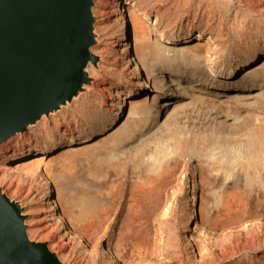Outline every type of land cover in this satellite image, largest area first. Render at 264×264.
I'll return each instance as SVG.
<instances>
[{
	"label": "rangeland",
	"instance_id": "obj_1",
	"mask_svg": "<svg viewBox=\"0 0 264 264\" xmlns=\"http://www.w3.org/2000/svg\"><path fill=\"white\" fill-rule=\"evenodd\" d=\"M116 1L94 0L92 52L100 60L88 67L92 83L71 104L0 145V188L25 208L31 238L47 241L64 264H264V132L253 140L264 126V3L128 0L121 37ZM161 33L174 36L162 41L170 48L154 47ZM46 129L58 139L46 156L52 198L82 243L55 226L35 178L3 175L17 154L49 142ZM108 139L114 142L97 148ZM70 144L63 170L59 158L67 155L60 153ZM110 163L126 174L114 205ZM165 164L174 165L173 182L156 198L160 206L149 224L136 223L149 228L151 247L140 253L135 236L119 245L135 173L152 175ZM227 194L257 207L250 228L222 230L227 216L217 225L206 221L222 196L238 209ZM91 195L97 202L89 217Z\"/></svg>",
	"mask_w": 264,
	"mask_h": 264
},
{
	"label": "water",
	"instance_id": "obj_2",
	"mask_svg": "<svg viewBox=\"0 0 264 264\" xmlns=\"http://www.w3.org/2000/svg\"><path fill=\"white\" fill-rule=\"evenodd\" d=\"M94 0H0V145L72 103L99 58ZM60 211V210H59ZM0 188V264H64Z\"/></svg>",
	"mask_w": 264,
	"mask_h": 264
},
{
	"label": "bare ground",
	"instance_id": "obj_3",
	"mask_svg": "<svg viewBox=\"0 0 264 264\" xmlns=\"http://www.w3.org/2000/svg\"><path fill=\"white\" fill-rule=\"evenodd\" d=\"M252 1L256 7L264 3V0H249ZM128 0H118L114 6V12L116 15L115 23L118 25V33L121 37L125 36L126 31V11ZM145 32V31H144ZM174 37L172 34H164L161 33L159 37L156 39V44H154L155 48H160L161 50L170 48L162 43L163 40L169 39ZM136 38V37H135ZM149 45V44H148ZM147 45V46H148ZM129 45L128 43L125 44L124 49L121 51V55L125 58V62L130 63L129 58ZM264 61V60H263ZM264 66L263 64L260 67ZM137 68H134L136 70ZM79 94L75 97H79ZM123 91L120 90L117 94V98H122ZM74 98V99H75ZM73 99V100H74ZM131 104V102H130ZM254 132V131H253ZM264 132V126H261L257 129L256 135H254L253 140L257 141ZM44 135L48 138L49 142H46L45 146L40 150H28L21 152L16 155L17 158L16 162H13L10 167L4 166L6 169L3 171L4 176L8 173V175L13 176L16 175L17 177L21 178H35L37 184L39 186L40 197L44 201L45 211L54 219V224L58 228V230L65 234V233H72V237L82 243L83 240L80 237V234L75 230L72 226H67L64 222L60 211L57 209V205L52 198V184L48 177L49 171V162H46V156L50 153L53 149V145L58 143V139L55 135V132L51 130H45ZM60 141V140H59ZM114 142V139H108L106 141L101 142L98 140L95 144H97V148H103L109 144ZM71 144L68 145L66 150H63L60 155L69 153L72 149L70 148ZM70 156H60L59 159V168L66 170L69 169V166H66L62 163V160L68 159ZM70 161V160H69ZM68 164H72V162H68ZM248 166V165H247ZM109 170L112 171V174L116 177L112 182L113 184L110 186L109 190V200L110 204L114 205V203L121 198V193L123 189V181L126 177V174L119 169V165L116 163H110L107 167ZM244 169V168H243ZM175 168L172 164H165L160 166L152 175H147L145 177L139 176L140 173H135V176L132 179L130 185V199H129V206L127 210V215L123 220L122 227L119 230V237H118V244L123 245L125 241H128L131 236H135L136 238V247L140 250V253L147 252L149 250L150 243V230L148 227H140L137 226L136 223L143 221L145 224H149V221L154 214L155 207L160 206L158 203L156 204L155 200L157 197L160 196V193L167 188L173 181ZM249 180V179H248ZM103 185H107V182H102ZM264 190V189H263ZM226 196L230 197L234 200L236 206L238 207L237 210H234L233 205L230 204L228 200L224 198H220L218 205L216 206V210L214 212H210L207 215V222H213L217 225V223H221V216H227L228 220L225 224L221 226L222 230H226L230 228V232L233 230L238 229L239 227H247L250 228V223L254 221V218L258 214L257 207H252L251 203L248 200L241 196H233L227 194ZM162 199V197H160ZM96 198L92 195L85 199V206L88 210L89 217L94 212V207L96 204ZM264 210V198L259 204ZM258 207V208H259ZM169 209V204L165 205L164 212ZM104 215L108 216L109 211L103 210ZM204 219V218H202ZM205 225V223H202ZM218 226H214L216 229ZM213 229V228H212ZM29 233V232H28ZM31 235V233L29 234ZM31 237V236H30ZM87 242V241H86ZM198 248V247H197ZM110 250L106 248L105 254L109 255ZM197 256V253H195Z\"/></svg>",
	"mask_w": 264,
	"mask_h": 264
}]
</instances>
